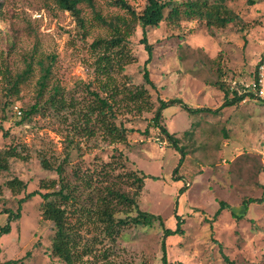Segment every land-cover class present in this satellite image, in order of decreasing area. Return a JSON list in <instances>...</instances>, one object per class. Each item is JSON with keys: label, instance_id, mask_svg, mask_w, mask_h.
<instances>
[{"label": "rangeland", "instance_id": "1", "mask_svg": "<svg viewBox=\"0 0 264 264\" xmlns=\"http://www.w3.org/2000/svg\"><path fill=\"white\" fill-rule=\"evenodd\" d=\"M127 1L140 11L146 0ZM187 1L172 0L178 15L148 28L152 57L146 66L153 88L142 80L147 53L138 25L126 39L128 63L114 66L110 75L98 67L102 47L91 43L111 31L95 14L129 17L112 0H80L82 24L55 0H0V153L11 146L19 153L0 170V225L6 222L3 211L15 210L25 192L57 190L65 183L75 200L53 199L66 209L79 264H162L158 222L127 221L109 238L95 218L102 195L110 197L115 220L135 215L131 204L106 193L110 186L132 196V172L146 175L137 197L140 209L161 215L172 229L174 208L183 218V233L165 239L169 264H230L223 255L232 264H264V200L242 204L263 194L264 103L246 97L216 113L166 107L162 123L186 151L174 175L180 154L151 121L158 98L178 96L192 107L214 109L230 86L251 81L264 55V0H206L231 11L232 22L221 29L189 17ZM94 92L111 104L104 124L126 129L124 140L103 132ZM35 102L40 109L24 118ZM13 177L26 183L24 190L15 187L20 191L12 193L6 186ZM219 201L226 206L213 218ZM43 202L37 193L21 203L19 219L0 236V262L62 264L51 254L54 227L42 216ZM241 206L245 212L238 211Z\"/></svg>", "mask_w": 264, "mask_h": 264}, {"label": "trees", "instance_id": "2", "mask_svg": "<svg viewBox=\"0 0 264 264\" xmlns=\"http://www.w3.org/2000/svg\"><path fill=\"white\" fill-rule=\"evenodd\" d=\"M58 7L62 10L69 11L76 20L82 24L83 20L80 16V8L77 6L80 0H55ZM112 3L119 8L125 10L129 17L124 16H114L111 19L104 18L99 14H95L96 18L106 24L111 31V36L109 38H99L91 43V47H102V54L97 58V62L99 64V68L104 69L110 75V71L114 66L119 69L123 68V64L128 63L126 55V39L133 33V30L136 25L141 28V37L139 39L140 43L143 45L145 52L147 53V57L143 62V65L140 66L142 71V80L145 84H149L153 88H155V83L150 79L149 71L147 69V63L151 60L152 57V45L148 42L147 31L148 28L157 27L159 23L165 19V17H170L172 15H178L179 8L177 5L172 2V0H146L143 8L140 11H136L132 5L127 0H112ZM168 9V14L165 16V10ZM184 11L187 13L189 17H197L198 19H202L205 22L207 28L212 29H221L224 28L227 24L232 22L233 16L231 11L227 9L224 5L220 3H212L209 4L206 0H188L186 2V7ZM264 59V55L257 62L255 71L252 79L256 77L257 66L260 61ZM103 61V64L101 63ZM29 70H25L27 72ZM48 72H45L41 75V80L39 83V92L43 90L46 83V76ZM23 77L19 75L16 80L13 82V87L16 86L17 82L21 80ZM108 78H111L108 76ZM230 90H226L223 95V99L221 104L211 109L209 107H192L187 104L181 97L173 96L169 99H161L158 98V105L154 110V114L151 118L152 126L158 128L159 131L165 135V138L168 144L177 150L180 154L179 160L173 169V175L177 171L178 167L182 164L184 157L186 155V151L183 146L179 144L178 138L172 133L168 132L165 125L162 123V111L171 105H179L184 108L189 113H198L201 111H210V112H218L225 106L235 105L241 102L246 97H254L253 93L248 90L246 84L242 86H230ZM59 89L53 87V93H58ZM141 92L139 91V94ZM96 97L97 104L95 107H100V112L102 117V127L103 132H106L110 135V131L114 134V139L117 141H122L125 139V135L123 134L126 129H118L117 127H111L108 124H104L103 117L105 116V110H111V104L108 101L100 97L96 92H94ZM141 96V95H140ZM50 101L52 103L56 102L54 100V96L51 94ZM39 104L36 102L31 105V107L27 110L23 111V117L28 118L32 113L38 111ZM144 133H147V129L144 130ZM113 139V140H114ZM16 146H11L6 148L3 153H0V170H6L8 168V158L9 157H17L19 153L17 152ZM42 166L45 168H49V165L46 162H42ZM132 175V182L136 184V189L133 192L132 196H128L124 192H118L116 189L106 186V193L111 196V198L117 199L121 203L131 204L135 208V215L127 218L115 220L113 216V207L110 203V197L102 195L99 197V203L96 211L95 218L98 219L101 223L102 229H104V233L107 234L109 238H115L118 226L120 224L126 223L127 221L132 222L135 225L142 226H151L155 222H158L159 226L162 228V238H161V262L162 264H169L167 260L166 254V243L165 239L169 236L183 233L181 228V224L183 222V218L180 214H177L176 209L174 208L173 213L176 217V226L175 228H170L164 225L163 219L159 214H152L145 210H142L138 206L137 197L139 196L140 190L143 186V181L146 175L141 174L137 176L136 174ZM154 177V176H153ZM6 186L12 191V193H16L19 189L24 190L26 183L17 178L13 177L6 182ZM51 187L54 186V180L51 181ZM18 187V188H15ZM19 190V191H20ZM40 194L44 199L42 206V216L45 219L51 220L54 227V235L51 246V254L58 259L61 260L62 264H79L78 260L80 258V254H78L77 245L75 240L72 239L70 233L68 232V226L66 222V209L61 204H58L53 196H58L60 201H68L75 200V195L70 191V188L65 183H61L60 187L57 190H50L43 193H40L39 190H33L30 192H25V194L18 198L17 207L15 210L12 208H7L3 212L6 214V222L3 225H0V236L6 233H9L11 230V222L16 221L20 217L21 203L26 199L30 198L35 194ZM264 200V185H263V194L258 197H249L246 200L242 201V204L248 205L251 202H261ZM226 204L223 201H219V207L214 212L213 218H215L221 209L225 208ZM95 213V212H92ZM242 216V215H239ZM128 217V216H127ZM223 259L229 261L232 264L231 260L226 255H223ZM13 259H8L0 262V264H11ZM83 263V262H81Z\"/></svg>", "mask_w": 264, "mask_h": 264}, {"label": "built area", "instance_id": "3", "mask_svg": "<svg viewBox=\"0 0 264 264\" xmlns=\"http://www.w3.org/2000/svg\"><path fill=\"white\" fill-rule=\"evenodd\" d=\"M246 87L253 93L254 98L264 103V59L257 66L256 77L251 79ZM15 109L17 108L15 107ZM17 112L20 113L19 110Z\"/></svg>", "mask_w": 264, "mask_h": 264}, {"label": "crops", "instance_id": "4", "mask_svg": "<svg viewBox=\"0 0 264 264\" xmlns=\"http://www.w3.org/2000/svg\"><path fill=\"white\" fill-rule=\"evenodd\" d=\"M243 210V211H242ZM238 211H240V213L241 212H245V210L243 209V207L241 206L240 208H239V210ZM241 215V214H240Z\"/></svg>", "mask_w": 264, "mask_h": 264}]
</instances>
